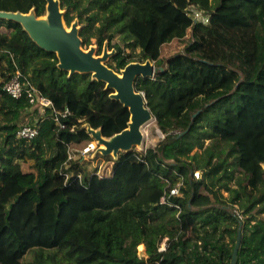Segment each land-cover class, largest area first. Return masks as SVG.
Instances as JSON below:
<instances>
[{
    "label": "trees",
    "instance_id": "1",
    "mask_svg": "<svg viewBox=\"0 0 264 264\" xmlns=\"http://www.w3.org/2000/svg\"><path fill=\"white\" fill-rule=\"evenodd\" d=\"M60 3L68 26L80 19L87 46L99 22L97 54L108 40L116 52L107 64L116 71L154 61L156 74L138 76L135 88L164 136L117 157L67 161L65 141L84 146L88 125L111 137L128 127L130 110L104 81L60 69L55 52L0 17V29H11L0 31V264H231L240 230L237 264H264V0ZM190 5L208 10L210 22H194ZM0 10L43 16L47 0H0ZM189 30L184 50L164 59L163 46ZM117 35L124 46L112 42ZM16 65L57 107H70L76 132L58 134L51 117L39 116L37 137L16 136L30 106L4 89ZM194 169L202 178H193ZM180 180L181 194L168 197L180 208L161 203ZM228 204L243 209L244 221Z\"/></svg>",
    "mask_w": 264,
    "mask_h": 264
},
{
    "label": "water",
    "instance_id": "2",
    "mask_svg": "<svg viewBox=\"0 0 264 264\" xmlns=\"http://www.w3.org/2000/svg\"><path fill=\"white\" fill-rule=\"evenodd\" d=\"M64 13L60 0H47V13L43 16H36L32 12L0 10V17L18 21L40 47L55 52L60 69L70 75L76 72L90 73L93 78L104 81L107 88L114 90L111 96L130 110L128 127L108 138L103 135L101 128L95 129L88 125V131L105 146L100 149L104 155L117 157L121 151H132L143 143V127L155 120L144 93L136 90L135 81L138 76L153 77L158 68L147 59L145 62L132 61L120 72L116 71L107 64L112 53L108 52L107 48L102 55L96 54L94 47L85 49L78 23L74 21L68 26ZM184 132H180L179 136ZM241 237L240 230L231 264L238 263Z\"/></svg>",
    "mask_w": 264,
    "mask_h": 264
},
{
    "label": "built area",
    "instance_id": "3",
    "mask_svg": "<svg viewBox=\"0 0 264 264\" xmlns=\"http://www.w3.org/2000/svg\"><path fill=\"white\" fill-rule=\"evenodd\" d=\"M188 13L192 17L194 22H202L204 24L210 22V12H208V10L197 7L196 5H190L188 8ZM4 89L8 94H10L14 98L26 97L30 105L29 108L33 109V111H38V115L43 119L48 116L51 117V119H53L55 123V128L58 134L63 130L76 132V123H73L71 121L73 112L70 107L67 105L63 108L57 107L55 102L46 94H44V92L36 84H34L28 76L24 75L17 65L12 77L4 84ZM39 133L40 125L39 119H37L34 123H27L21 125L16 132V136L18 138L31 140L37 137ZM89 133L92 138L80 148H76L74 142L75 140L65 141L68 153L67 161L71 159H81V161L86 159L93 160L97 154H102V151L100 149L105 146L101 144L100 141L95 138L90 131ZM162 136L164 135L162 134ZM67 161L65 162V169L62 170L61 168L60 170L61 173L65 176V182H67L73 175V173L68 170L69 165ZM94 164L96 165L97 162H95ZM97 173L100 174V170H98ZM191 174L195 179H200L203 176L201 169H194ZM77 177L80 181H82L83 176L81 173H78ZM182 185L183 180H180L172 186H170V183H168V187H170L167 193L161 197V203H170L180 208L179 204L169 202L168 197L171 195H180ZM228 205L231 206L232 212L240 220L244 221L246 216L243 212V209H241L238 204ZM165 247L166 244L165 241H163L160 246V250L165 249Z\"/></svg>",
    "mask_w": 264,
    "mask_h": 264
},
{
    "label": "rangeland",
    "instance_id": "4",
    "mask_svg": "<svg viewBox=\"0 0 264 264\" xmlns=\"http://www.w3.org/2000/svg\"><path fill=\"white\" fill-rule=\"evenodd\" d=\"M74 21H76L78 23V26L80 28V30L82 29V23L80 22V19L77 17ZM86 23V22H84ZM99 24V22L95 23V25L91 28L90 30V36H91V44L90 45H85L83 44L84 48L88 49V48H91V47H94L95 48V51H96V54L98 53L99 51V44H98V36L96 35L97 34V30H96V27L97 25ZM1 32H8L10 33L11 32V29H8L7 27L3 26L1 29H0ZM95 34L94 36H92V34ZM192 39V32L191 30H189V32L187 33V35L182 38V39H174L173 41L169 42V43H166L164 46H163V53H162V57L164 59H167L169 58L170 56L174 55L175 53H178V52H181L184 50V46L187 42H189L190 40ZM114 42H117L119 43L121 46H124V42L123 40L120 38L119 35H117L113 41ZM107 48L108 52L112 53L110 55V57L108 58L107 62L108 61H111L112 60V57H113V54L116 52L115 48L111 49L109 47V44H108V40H105L104 41V45H103V48L101 50V53L98 54V55H102L103 52H104V49ZM126 51H131V48L130 47H127L126 48ZM140 47L136 48L134 54L136 55L135 59L139 58L140 56ZM152 61V60H151ZM154 63V61H152ZM155 64V63H154ZM92 76V75H91ZM29 113H26V117L24 118V121L22 124H27V123H32L34 122L31 118V116H33V114H31L32 112L28 111ZM143 132H144V140H143V143L140 145V146H137L135 148L136 151H139V150H143L144 148L146 147H150V146H154L157 144V142L162 138V132L160 131V129L158 128L155 120L154 121H151L149 123H147L144 127H143ZM222 145L221 144H217V146L215 147V150L218 152L220 149H221ZM103 162V161H102ZM236 175H242L240 173V170H237L236 171ZM231 186H237V179H234L233 181H231L230 183ZM219 191L221 194H223V196L225 198L228 199L229 197V191H227L224 187H220L219 188ZM257 210V208H256ZM261 217H264V213L260 214ZM142 248V249H141ZM138 246V251L140 253L141 256H144L146 257L147 256V253L145 251V246L141 247ZM32 258V255L31 254H28L25 259H31Z\"/></svg>",
    "mask_w": 264,
    "mask_h": 264
},
{
    "label": "crops",
    "instance_id": "5",
    "mask_svg": "<svg viewBox=\"0 0 264 264\" xmlns=\"http://www.w3.org/2000/svg\"><path fill=\"white\" fill-rule=\"evenodd\" d=\"M28 111L32 112L31 114H33V116H31V118L35 122L38 119V117H39L38 111H33V109H31V108L27 109V113H29ZM34 122H32V123H34Z\"/></svg>",
    "mask_w": 264,
    "mask_h": 264
},
{
    "label": "bare ground",
    "instance_id": "6",
    "mask_svg": "<svg viewBox=\"0 0 264 264\" xmlns=\"http://www.w3.org/2000/svg\"><path fill=\"white\" fill-rule=\"evenodd\" d=\"M85 49H86V48H85ZM143 133H144V132H143ZM143 246H144L143 244H142V245H140V248H141V247H143ZM141 249H142V248H141Z\"/></svg>",
    "mask_w": 264,
    "mask_h": 264
}]
</instances>
